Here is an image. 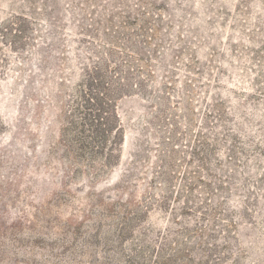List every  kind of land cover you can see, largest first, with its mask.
Wrapping results in <instances>:
<instances>
[{
  "label": "rangeland",
  "instance_id": "obj_1",
  "mask_svg": "<svg viewBox=\"0 0 264 264\" xmlns=\"http://www.w3.org/2000/svg\"><path fill=\"white\" fill-rule=\"evenodd\" d=\"M89 77L125 130L98 176ZM162 263L264 264V0H0V264Z\"/></svg>",
  "mask_w": 264,
  "mask_h": 264
},
{
  "label": "trees",
  "instance_id": "obj_2",
  "mask_svg": "<svg viewBox=\"0 0 264 264\" xmlns=\"http://www.w3.org/2000/svg\"><path fill=\"white\" fill-rule=\"evenodd\" d=\"M90 77L76 92L70 115L72 133L70 153L75 165L82 164L91 175L98 176L118 159L124 142V122L119 115V89L106 93L90 90ZM167 264V263H162Z\"/></svg>",
  "mask_w": 264,
  "mask_h": 264
}]
</instances>
